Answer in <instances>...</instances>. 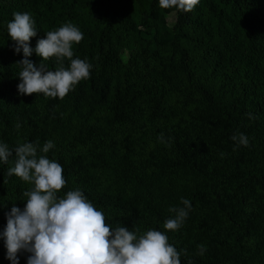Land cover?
Instances as JSON below:
<instances>
[{
	"label": "trees",
	"instance_id": "trees-1",
	"mask_svg": "<svg viewBox=\"0 0 264 264\" xmlns=\"http://www.w3.org/2000/svg\"><path fill=\"white\" fill-rule=\"evenodd\" d=\"M18 11L36 20L33 48L66 22L84 33L73 50L91 75L64 98L18 93L23 53L7 29ZM237 132L250 143L234 150ZM49 139L67 180L59 194L82 189L107 223L166 231L182 264H264V0H200L188 12L158 0H0V140L13 148L0 162V230L32 187L8 175L14 147ZM181 197L185 223L164 229ZM5 254L0 239V264H11Z\"/></svg>",
	"mask_w": 264,
	"mask_h": 264
},
{
	"label": "clouds",
	"instance_id": "clouds-1",
	"mask_svg": "<svg viewBox=\"0 0 264 264\" xmlns=\"http://www.w3.org/2000/svg\"><path fill=\"white\" fill-rule=\"evenodd\" d=\"M199 2L158 0L161 8L183 12L193 10ZM7 29L15 53H23L17 61L19 94L42 93L62 99L81 80L90 78L92 62L74 55L73 44L84 37L77 25L66 22L47 31L34 48L30 39L37 36L38 28L31 13L14 12ZM33 52L42 58L38 64L29 59ZM53 57L54 68L42 62ZM160 139L164 140L163 135ZM231 139L236 142L234 150L250 143L243 132L234 133ZM54 147L52 139L42 146L27 141L14 147L16 159L8 175L15 174L32 187L23 194V208L13 203L5 212L6 224L0 230L5 258L11 264H19V254L24 252L30 254L27 264H182L181 252L169 242L166 231L151 228L140 232L124 225L113 226L106 222L104 210L98 209L78 187L60 195L67 180L61 163L47 155ZM12 155L13 148L0 140V162L7 163ZM181 204L169 207L174 215L165 219L164 229L178 230L183 226L192 204L184 197ZM198 248L203 255L206 246Z\"/></svg>",
	"mask_w": 264,
	"mask_h": 264
},
{
	"label": "rangeland",
	"instance_id": "rangeland-1",
	"mask_svg": "<svg viewBox=\"0 0 264 264\" xmlns=\"http://www.w3.org/2000/svg\"><path fill=\"white\" fill-rule=\"evenodd\" d=\"M175 21V13H171L169 16V24L172 25Z\"/></svg>",
	"mask_w": 264,
	"mask_h": 264
}]
</instances>
